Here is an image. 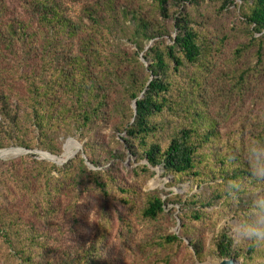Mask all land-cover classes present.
Listing matches in <instances>:
<instances>
[{
	"label": "trees",
	"instance_id": "obj_1",
	"mask_svg": "<svg viewBox=\"0 0 264 264\" xmlns=\"http://www.w3.org/2000/svg\"><path fill=\"white\" fill-rule=\"evenodd\" d=\"M10 1L0 0V150L20 146L59 155V139L75 137L85 140L83 152L97 169H88L81 153L65 169L32 156L11 162L0 173V255L5 259L0 264H101L97 245L74 258L67 254L57 259L46 227L60 212L57 200L67 187L105 195L110 187L113 192L122 187L119 181L127 187L117 174L103 169L127 155L135 157L136 176L144 183L160 167L174 185L191 181L213 188L179 201L187 208L179 214L183 230L185 220L243 215L244 202L228 204L223 189L230 180L246 179L247 173L242 163L230 170L227 154H242L264 132L248 139L243 127L230 135L222 132L223 118L229 115L225 110L231 107L222 98L242 89L243 73L249 70L216 73L222 41L210 30V18L202 10L205 0H74L83 2L77 16L67 0H13L20 10ZM211 1L236 5L251 42L264 43V0ZM249 47H237L230 63L242 59ZM257 57L263 58L260 50ZM259 63L248 76L261 78L264 63ZM105 129L127 152H114ZM103 151H108L105 156ZM120 191L128 194L123 197L128 205H134V197L143 200V218L155 220L165 212L158 192L145 193L137 186ZM20 200H28V213L40 226L24 218ZM165 238L169 244L183 242L176 234ZM202 242L189 244L197 259L204 258ZM212 248L237 264H264V250L236 248L228 232Z\"/></svg>",
	"mask_w": 264,
	"mask_h": 264
},
{
	"label": "rangeland",
	"instance_id": "obj_2",
	"mask_svg": "<svg viewBox=\"0 0 264 264\" xmlns=\"http://www.w3.org/2000/svg\"><path fill=\"white\" fill-rule=\"evenodd\" d=\"M10 4L16 5L20 10L19 5L13 0ZM66 5L70 13L77 16L81 12L83 2L67 0ZM202 10L210 18L208 22L211 32H216L222 41L216 73L224 74L233 68L238 73H242L244 69L249 70L247 74L243 73L242 89L232 93L228 98H222L224 102L229 101L231 107L225 110H229V115L224 117V120L220 119L223 120L221 123L223 133L228 135L237 133L238 129L243 127L242 133L247 135L245 139H248L251 134H258L261 130L264 132V71L259 79H255L258 74L248 76L250 71H255L259 62L264 63V43L251 42V35L247 32L243 17L241 18L242 12L240 16L236 5L222 7V1L205 0L202 3ZM121 43L126 47L131 46V43L126 41ZM242 44L250 47L243 51V58L232 65L229 60H232L235 49ZM259 50L263 55L261 60L257 57ZM142 60L144 61L143 58ZM263 68L264 66H259L260 70ZM213 113L217 115L216 107ZM102 132L108 134L106 139L116 148L114 152H127V148L123 145L113 143L110 129ZM59 142L62 146V153L59 155L40 149L25 148L28 152L13 149L23 148L20 146L1 149L0 173L7 171L11 162H19L25 156L52 162L62 169L68 167L79 153L86 158L83 152L85 140L61 137ZM106 152L103 151L102 156H105ZM134 162L135 157L127 155L123 161H111L103 169L117 174V179H122L128 188L137 186L139 191L145 193L158 192L165 202V212L155 220L143 218L140 213L143 200L134 197L136 201L133 206L126 204L123 197L128 194L122 193L120 188L127 187H123L125 185L122 181L118 184L123 186L118 187L114 192L110 187L108 195L100 194L91 188L67 187L57 200L61 203L60 212L51 219L53 224L46 227L50 233L49 247L54 251L56 258H66L67 254L74 258L82 250L97 245L101 264H221L223 259H229L218 256L212 248L214 240L222 232L231 235L224 220H216L212 217L201 221L184 219L187 228L183 230L182 220L179 218L183 209L184 213L187 212V208L179 201L201 191L212 192L213 188L204 184L198 187L191 181H182L174 185L172 177L164 175L160 167L155 168L154 176L144 183L136 176L135 172L139 171L137 168L139 164ZM85 163L88 169H97L87 158ZM53 174L60 175L59 172ZM141 175L146 177L147 173L141 172ZM2 192L3 188L0 187V197ZM18 208L24 218L40 226L41 222L28 213V200H20ZM198 208L201 212L204 211L202 207ZM207 211H211V208ZM172 234L178 235L183 242L175 245L167 243L165 237ZM195 239L203 241L205 250L203 259H197L189 248V244ZM0 261H5L4 256L0 255Z\"/></svg>",
	"mask_w": 264,
	"mask_h": 264
},
{
	"label": "clouds",
	"instance_id": "obj_3",
	"mask_svg": "<svg viewBox=\"0 0 264 264\" xmlns=\"http://www.w3.org/2000/svg\"><path fill=\"white\" fill-rule=\"evenodd\" d=\"M227 162L233 166L230 170L242 163L247 177L230 180L224 185L228 204L244 202L243 215L239 212L226 214L224 222L235 247L248 245L259 253L264 250V138L246 145L242 154H227Z\"/></svg>",
	"mask_w": 264,
	"mask_h": 264
},
{
	"label": "water",
	"instance_id": "obj_4",
	"mask_svg": "<svg viewBox=\"0 0 264 264\" xmlns=\"http://www.w3.org/2000/svg\"><path fill=\"white\" fill-rule=\"evenodd\" d=\"M134 107L136 109V104H134ZM6 149H12V148H6ZM13 149H22L25 152H28L25 148H13ZM221 264H237L234 259H223Z\"/></svg>",
	"mask_w": 264,
	"mask_h": 264
},
{
	"label": "bare ground",
	"instance_id": "obj_5",
	"mask_svg": "<svg viewBox=\"0 0 264 264\" xmlns=\"http://www.w3.org/2000/svg\"><path fill=\"white\" fill-rule=\"evenodd\" d=\"M18 150H20L21 152H25L24 150H22V149H18ZM1 155V154H0Z\"/></svg>",
	"mask_w": 264,
	"mask_h": 264
}]
</instances>
